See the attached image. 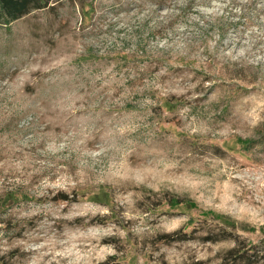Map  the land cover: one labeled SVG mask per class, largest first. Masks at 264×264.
<instances>
[{
	"label": "rangeland",
	"instance_id": "1",
	"mask_svg": "<svg viewBox=\"0 0 264 264\" xmlns=\"http://www.w3.org/2000/svg\"><path fill=\"white\" fill-rule=\"evenodd\" d=\"M0 264H264V0L0 23Z\"/></svg>",
	"mask_w": 264,
	"mask_h": 264
},
{
	"label": "trees",
	"instance_id": "2",
	"mask_svg": "<svg viewBox=\"0 0 264 264\" xmlns=\"http://www.w3.org/2000/svg\"><path fill=\"white\" fill-rule=\"evenodd\" d=\"M50 0H0V23L11 22L29 13L33 8L46 6Z\"/></svg>",
	"mask_w": 264,
	"mask_h": 264
}]
</instances>
